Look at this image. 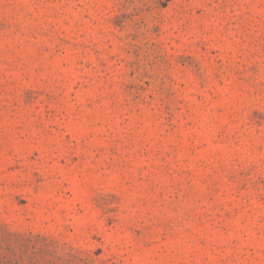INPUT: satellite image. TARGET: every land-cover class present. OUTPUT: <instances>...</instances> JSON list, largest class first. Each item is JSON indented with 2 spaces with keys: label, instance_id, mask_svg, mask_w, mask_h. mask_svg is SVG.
I'll use <instances>...</instances> for the list:
<instances>
[{
  "label": "rangeland",
  "instance_id": "374dc122",
  "mask_svg": "<svg viewBox=\"0 0 264 264\" xmlns=\"http://www.w3.org/2000/svg\"><path fill=\"white\" fill-rule=\"evenodd\" d=\"M0 264H264V0H0Z\"/></svg>",
  "mask_w": 264,
  "mask_h": 264
}]
</instances>
